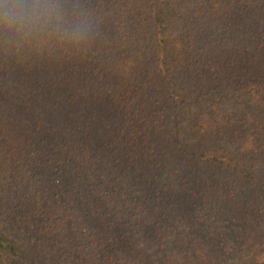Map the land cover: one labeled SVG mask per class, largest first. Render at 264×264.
Wrapping results in <instances>:
<instances>
[{
  "label": "trees",
  "instance_id": "16d2710c",
  "mask_svg": "<svg viewBox=\"0 0 264 264\" xmlns=\"http://www.w3.org/2000/svg\"><path fill=\"white\" fill-rule=\"evenodd\" d=\"M137 250L264 264V0H0V264Z\"/></svg>",
  "mask_w": 264,
  "mask_h": 264
},
{
  "label": "rangeland",
  "instance_id": "374dc122",
  "mask_svg": "<svg viewBox=\"0 0 264 264\" xmlns=\"http://www.w3.org/2000/svg\"><path fill=\"white\" fill-rule=\"evenodd\" d=\"M262 242V240L259 238V236L256 234V233H253L252 237H251V244H249L248 247H257V253H260L262 254V247H260V243ZM149 252H153L152 250H137L136 253H137V259H138V264H153L154 263V260L153 259H160L159 255L154 257V258H151L148 262L144 261L145 258L149 257ZM203 255H207L206 252H202ZM136 258V256L134 257ZM159 263H161L163 261V259L160 261L158 260Z\"/></svg>",
  "mask_w": 264,
  "mask_h": 264
},
{
  "label": "clouds",
  "instance_id": "9594fccd",
  "mask_svg": "<svg viewBox=\"0 0 264 264\" xmlns=\"http://www.w3.org/2000/svg\"><path fill=\"white\" fill-rule=\"evenodd\" d=\"M4 15H5V16H8V15H9V13H4ZM13 15H14V13H13Z\"/></svg>",
  "mask_w": 264,
  "mask_h": 264
}]
</instances>
